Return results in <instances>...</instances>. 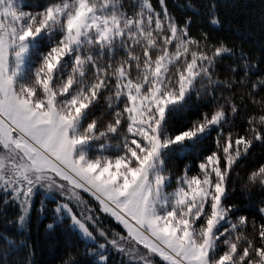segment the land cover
<instances>
[{"label": "snow or ice", "instance_id": "6c2138e0", "mask_svg": "<svg viewBox=\"0 0 264 264\" xmlns=\"http://www.w3.org/2000/svg\"><path fill=\"white\" fill-rule=\"evenodd\" d=\"M159 4L158 11L151 0H50L33 12L20 0H0V204L17 206L23 227L37 189L76 202L80 215L66 202L55 214L91 242L87 251L100 264L109 246L121 264H158L157 257L162 264H264V201L259 222L233 218L236 206L225 203L235 166L264 145V76L252 80L255 64L243 50L237 56L207 32L193 35L190 16L180 23L166 0ZM184 7L193 10L190 0ZM209 15L218 27L214 5ZM225 56L237 62L221 79ZM217 88L229 93L224 103L179 131L170 127L193 92ZM234 89L256 108L243 134L232 130L240 112ZM212 132L214 149L198 171L186 166L169 191L170 153L191 151ZM256 188L264 192V163L243 184ZM82 193L123 231L97 226ZM0 241L9 253L20 243Z\"/></svg>", "mask_w": 264, "mask_h": 264}, {"label": "trees", "instance_id": "16d2710c", "mask_svg": "<svg viewBox=\"0 0 264 264\" xmlns=\"http://www.w3.org/2000/svg\"><path fill=\"white\" fill-rule=\"evenodd\" d=\"M20 2L25 6V11L35 12L46 6L50 0H20ZM125 2L127 3V0ZM151 2L159 11V0H151ZM166 3L169 11L176 16L180 23L184 22L186 16L192 18L191 32L193 35H198L200 31L207 32L214 43L223 40L227 46L236 51L237 56L240 50H243L255 64L251 75L252 80L257 76H264V0H190L192 11L186 10L184 7L189 3V0H166ZM213 5L220 20L218 27L209 23V9ZM48 46L47 39L41 42V47L32 57L34 67L38 64L40 52L46 51ZM234 62H237L234 57H224L218 65V75L221 79H224L228 74L226 66ZM241 74L237 72L236 76L239 77ZM234 91L240 112L233 121L235 127L232 130L243 134L246 118L255 112L256 108L250 103L247 96L241 102L240 96L243 93L236 89ZM228 94V91L222 88H217L213 94L201 92L199 96L193 92L185 108L171 119L170 127L174 131L181 130L183 126L199 118L202 113H210L218 103H224L221 96ZM245 105H247V109H245ZM103 108L102 100L100 110H94L95 115L99 116ZM215 135L216 133L212 132L211 136L197 144L196 148L191 151L181 152V149L177 147L170 153L166 163V174L171 178L169 188L175 187L176 178L183 174L186 166L190 169V174H195L198 171L199 160L214 149L213 137ZM262 163H264V145L256 143L247 157L241 159L235 166L229 181L228 199L225 201L228 205L236 206L233 218L245 215L249 221L253 218L257 222L261 220L258 209L261 201H264V192L259 188L253 189L251 192L244 191L243 184L248 173ZM54 206V199H44L42 203L36 196L32 202L30 218L21 227L15 223L19 208L11 203L0 204V236H7L8 239L20 242L17 244L16 250L9 253L4 242L0 241V264H65L66 261L70 264H100L98 257L87 251L91 242H86L79 236L70 225L69 218L58 219ZM94 211L106 231L112 232L113 229L119 232L123 231L110 217L99 211L96 205ZM49 224H53L52 229L48 228ZM92 230L95 233V230ZM106 254V264H121L124 259L110 246ZM156 259L158 264H162L158 257Z\"/></svg>", "mask_w": 264, "mask_h": 264}, {"label": "rangeland", "instance_id": "374dc122", "mask_svg": "<svg viewBox=\"0 0 264 264\" xmlns=\"http://www.w3.org/2000/svg\"><path fill=\"white\" fill-rule=\"evenodd\" d=\"M172 188H174V187H172ZM172 188H169L168 190L171 191ZM82 195H83L84 199H85L86 201H88L89 205H90L93 209H94V206H95V205H96V207L99 209V205L97 204V202H96L94 199H92L87 193H82ZM36 196L39 197V200H40L42 203H43L44 199H54V202H55L54 211H55V208H56V205H57L58 202H59V203H65V202H66V203H69L70 207L73 208V210L76 212V214H77V215H80V209L77 207L76 202L66 200V198L60 196L58 192L47 193L44 189H37L34 198H35ZM34 198H33V200H34ZM92 203H94L95 205L93 206ZM99 211H100V210H99ZM102 213H103V212H102ZM104 214H105V213H104ZM92 215H93L94 217L97 218L96 221H95L96 225L104 229V227L101 226V223H100L101 221L98 219V216L95 215V211H94V213L92 212ZM106 215H107V214H106ZM107 216H108V215H107ZM108 217H110V216H108ZM110 218H111V217H110ZM111 219L117 224V222H116L113 218H111ZM69 220H70V219H69ZM70 225H71V221H70ZM118 225H119V224H118ZM71 226H72V225H71ZM119 226H120V225H119ZM89 227L95 230V228H93L91 224L89 225ZM120 227L122 228V226H120ZM122 230H123V229H122ZM76 231H77V230H76ZM107 232H108L109 235H111V233H112V232H109V231H107ZM77 233L79 234L78 231H77ZM97 235H98V233H97ZM79 236H80L81 238H83L80 234H79ZM101 240H102V239H101ZM89 242H90V241H89ZM102 242H103V240H102Z\"/></svg>", "mask_w": 264, "mask_h": 264}]
</instances>
